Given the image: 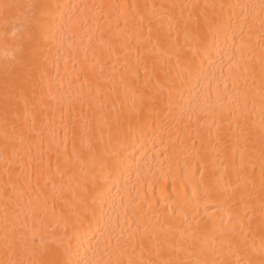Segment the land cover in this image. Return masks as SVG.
Masks as SVG:
<instances>
[{"label": "bare ground", "instance_id": "bare-ground-1", "mask_svg": "<svg viewBox=\"0 0 264 264\" xmlns=\"http://www.w3.org/2000/svg\"><path fill=\"white\" fill-rule=\"evenodd\" d=\"M52 259L264 264V0H0V264Z\"/></svg>", "mask_w": 264, "mask_h": 264}, {"label": "snow or ice", "instance_id": "snow-or-ice-1", "mask_svg": "<svg viewBox=\"0 0 264 264\" xmlns=\"http://www.w3.org/2000/svg\"><path fill=\"white\" fill-rule=\"evenodd\" d=\"M11 7H13V6H11V5H7V4L3 5V8H4L5 10H7V9H9V8H11ZM17 7H18V6H17ZM29 7H30V8L36 7V8L39 9L41 6H33V5H29ZM21 63H23V59L21 60ZM45 264H70V262H61V261H59V260L52 259V260L46 261Z\"/></svg>", "mask_w": 264, "mask_h": 264}]
</instances>
